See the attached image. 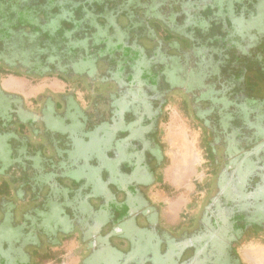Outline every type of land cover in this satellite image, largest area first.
I'll return each mask as SVG.
<instances>
[{
  "label": "flooded vegetation",
  "instance_id": "obj_1",
  "mask_svg": "<svg viewBox=\"0 0 264 264\" xmlns=\"http://www.w3.org/2000/svg\"><path fill=\"white\" fill-rule=\"evenodd\" d=\"M258 70L264 0H0V264H245L264 245V222L233 226L264 215ZM9 76L59 88L27 102ZM175 102L204 189L172 222L152 195Z\"/></svg>",
  "mask_w": 264,
  "mask_h": 264
},
{
  "label": "rangeland",
  "instance_id": "obj_2",
  "mask_svg": "<svg viewBox=\"0 0 264 264\" xmlns=\"http://www.w3.org/2000/svg\"><path fill=\"white\" fill-rule=\"evenodd\" d=\"M169 50L170 49L166 48L164 53L167 54ZM248 59L253 60L255 56H248ZM259 71L260 70L251 71L253 77V80L251 79L253 81L252 87L254 86V81L263 82L264 80V74L262 76ZM141 74L142 76H146L148 72L144 70ZM5 79L4 85L12 88L13 91L17 90L16 92L22 95L27 102H30V99L46 85L50 86L55 91L56 88H59L57 84H49V82L54 81V79L44 83L14 76H9ZM19 84L20 87L15 88ZM255 88L256 87H254V89ZM178 100L180 99L178 98L177 102ZM161 127L162 144L166 158L164 181L167 182L165 187L168 190L169 196L160 197L158 196L159 192H157L155 195H152V197L158 202H162L165 208V216L173 222L174 219H176L175 212H178L180 208L185 209L188 204H191L192 200H197V203H201L200 197L202 194L198 195V193H202L204 189L202 185L204 182L203 174L200 170V166L203 162L201 133L200 130L194 128L186 117L183 116L176 102L167 107L165 120ZM260 214V212L255 216L251 214L247 218H241L242 220L236 218V224L233 223V226L245 229V226H239V222H241V224H251L256 223V219L264 222V215L261 214L260 216ZM224 216L226 217V213H224ZM222 217L223 216H220L221 220ZM217 220L219 219L217 218ZM221 220H219V223L223 224ZM242 254L245 264H264V245H247L242 250Z\"/></svg>",
  "mask_w": 264,
  "mask_h": 264
},
{
  "label": "crops",
  "instance_id": "obj_3",
  "mask_svg": "<svg viewBox=\"0 0 264 264\" xmlns=\"http://www.w3.org/2000/svg\"><path fill=\"white\" fill-rule=\"evenodd\" d=\"M14 77H17V76H14ZM17 78H18V77H17ZM24 79H25V78H24ZM13 81H17V80H13ZM13 84H14V82H13ZM13 84H12V85H13ZM4 87H5V89L8 90L9 92L17 93V92H16L17 90L13 91L12 88H9L8 86H5V85H4ZM19 87H20V84L17 85L15 88H19ZM35 91H37V90H35ZM184 210H185V209L180 208V210H179L178 212H175L176 217H179V216L181 217L182 214L184 213ZM176 219H177V218H176Z\"/></svg>",
  "mask_w": 264,
  "mask_h": 264
}]
</instances>
